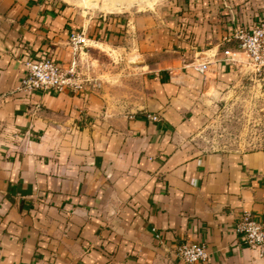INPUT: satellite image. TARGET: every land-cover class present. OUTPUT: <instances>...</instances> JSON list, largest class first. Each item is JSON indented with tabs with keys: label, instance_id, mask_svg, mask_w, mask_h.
I'll return each mask as SVG.
<instances>
[{
	"label": "crops",
	"instance_id": "1",
	"mask_svg": "<svg viewBox=\"0 0 264 264\" xmlns=\"http://www.w3.org/2000/svg\"><path fill=\"white\" fill-rule=\"evenodd\" d=\"M261 18L264 0L97 16L65 0H0V264H188L181 242L205 247L199 264H264L234 229L244 211L264 222V148L190 143L239 77L226 38ZM74 31L90 39L82 87L21 88L26 59L71 65ZM97 47L122 67H96Z\"/></svg>",
	"mask_w": 264,
	"mask_h": 264
},
{
	"label": "rangeland",
	"instance_id": "2",
	"mask_svg": "<svg viewBox=\"0 0 264 264\" xmlns=\"http://www.w3.org/2000/svg\"><path fill=\"white\" fill-rule=\"evenodd\" d=\"M65 1L75 5L85 15L97 16L109 12L128 15L142 13L166 0ZM108 52L100 47L94 49L92 57L98 58L94 60L95 66L102 62L104 65L122 67H119L118 61L110 60L119 53L110 49ZM78 62L81 66V60ZM77 67L80 76L87 77ZM110 68L115 69L116 66ZM238 72L237 80L213 97L210 107L193 126L190 143L194 147L200 150L264 148V73L248 68L238 69Z\"/></svg>",
	"mask_w": 264,
	"mask_h": 264
},
{
	"label": "built area",
	"instance_id": "3",
	"mask_svg": "<svg viewBox=\"0 0 264 264\" xmlns=\"http://www.w3.org/2000/svg\"><path fill=\"white\" fill-rule=\"evenodd\" d=\"M237 46L223 49L222 59L234 65L237 69L248 68L264 73V18L258 19L252 26H239L232 33ZM90 39L82 31L70 34L69 44L76 57L68 68L61 67L50 56L30 58L24 61L25 75L21 88L28 91L54 88L57 90H76L82 87L86 77H81L76 67L79 54ZM210 60L193 62V67L206 73ZM156 118L155 115L152 116ZM154 229V228H153ZM235 232L242 235L244 242L258 250L264 257V222L259 221L250 211H244L235 223ZM159 236L158 232H155ZM176 254L188 264H199L207 257V251L202 244L195 242H181L176 246Z\"/></svg>",
	"mask_w": 264,
	"mask_h": 264
}]
</instances>
